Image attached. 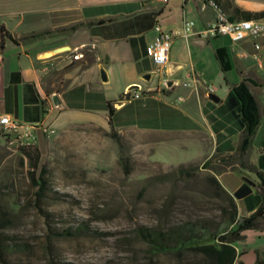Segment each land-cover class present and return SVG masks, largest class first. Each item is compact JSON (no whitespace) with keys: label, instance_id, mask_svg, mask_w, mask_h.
Masks as SVG:
<instances>
[{"label":"crops","instance_id":"obj_1","mask_svg":"<svg viewBox=\"0 0 264 264\" xmlns=\"http://www.w3.org/2000/svg\"><path fill=\"white\" fill-rule=\"evenodd\" d=\"M215 2L220 6L228 2L246 12L264 11V0ZM21 4H32L34 9L19 10ZM214 18L215 11L206 0H0V28L5 33L0 36V116L7 115L20 125H40L45 106L48 111H67L63 98L68 85L65 69L71 56L88 50L92 57L84 68H98L103 60L106 80H99L114 82L118 88L116 102L114 98L104 99L111 102L117 133L144 135L147 160L175 166L235 151L243 124L232 89L246 78L252 81L250 91L261 111L248 160L264 172V38L254 50L250 40L232 42L226 35L210 39L175 37L161 68L164 81H173L171 87L141 85L140 76L155 69L144 53L156 36L155 25L162 32H175L183 21H190L197 33ZM61 46L69 50L48 58L38 56ZM80 59L73 63L81 70L77 64ZM64 60H68L67 65ZM188 77L190 86H181ZM132 85H139V97L122 102L121 95ZM207 88L216 102L208 99ZM51 93H56L61 103L57 109L51 104ZM83 123L95 124L90 118ZM60 124L62 129L74 123ZM37 128L38 140L41 134ZM4 135L14 140V135L1 132L0 145L6 141ZM214 177L229 195L245 184L232 171ZM235 204L238 219L254 211L243 212L238 200Z\"/></svg>","mask_w":264,"mask_h":264},{"label":"rangeland","instance_id":"obj_2","mask_svg":"<svg viewBox=\"0 0 264 264\" xmlns=\"http://www.w3.org/2000/svg\"><path fill=\"white\" fill-rule=\"evenodd\" d=\"M73 62L65 69L67 111L45 106L44 122L30 125L53 131L41 134L35 146L45 171L42 196H36L26 160L10 136L0 145V264H203L191 250L151 248L138 231H160L185 220L220 223L222 201L205 181L210 171L148 161L144 135L117 133L114 112L108 124L111 102L104 99L116 102L119 91L114 82L99 80L106 63L80 70ZM150 73V83L141 85L162 88L165 73ZM86 118L95 124L83 123ZM70 122L61 129L60 123ZM237 175L249 184L244 182L247 192L237 193L236 200L250 212L261 200L254 188L258 181L251 173ZM66 229L72 234L63 235ZM233 247L237 260L252 264L254 250L264 249V232L244 231Z\"/></svg>","mask_w":264,"mask_h":264},{"label":"trees","instance_id":"obj_3","mask_svg":"<svg viewBox=\"0 0 264 264\" xmlns=\"http://www.w3.org/2000/svg\"><path fill=\"white\" fill-rule=\"evenodd\" d=\"M216 5L223 12H228L230 18L234 20H257L264 18V11L257 13L241 11L228 2L223 3L222 6L217 3ZM4 35V31L0 28V36ZM83 51L84 49L82 50L81 59L77 62L81 68L90 63L92 57L91 52L87 55ZM251 84L252 81L242 78L232 89L234 98L240 106L239 115L243 124L235 151L225 156L212 155L210 157H199L176 166L177 169L182 170L184 168L196 169L201 165L210 171V175L205 178V181L211 188L213 196L220 198L222 201L220 223H216L210 227L201 221L185 220L171 224L166 229L160 231L139 230V236L142 241L151 248L159 251L191 250L201 258L203 264H242L237 260L239 255L236 254L233 242L242 239V233L247 230L264 232V172L257 170L248 160L252 138L259 125L261 113L259 104L250 91ZM126 97L127 93H123L120 100ZM106 111L109 124L113 113V108L109 103L106 104ZM4 136L6 137L7 135ZM19 152L22 159L26 160V176L32 187L36 189V196L40 197L46 190V182L43 177L45 171L44 166L40 165L39 162L40 155L35 147L19 148ZM121 162L126 167V160L122 159ZM226 171L238 174L244 172L251 173L258 181V185L255 184L254 188H257L256 191L261 196V200L259 205L247 217L237 218L235 204V195L239 192H247L245 185L240 186L232 195H229L219 186L214 177ZM184 173L187 174L185 171ZM62 234L71 235L72 233L69 229H66ZM253 254L254 260L252 264H264V249L254 250Z\"/></svg>","mask_w":264,"mask_h":264},{"label":"built area","instance_id":"obj_4","mask_svg":"<svg viewBox=\"0 0 264 264\" xmlns=\"http://www.w3.org/2000/svg\"><path fill=\"white\" fill-rule=\"evenodd\" d=\"M161 3H166L167 0H159ZM209 7L215 11L214 20L207 25L200 32L194 33L193 23L190 21H183L179 31L175 32H162L159 26H154L156 33L153 41L148 44L144 53L147 58L151 60L157 73L163 74L161 68L165 65L167 54L169 52L172 41L175 37H182L187 39L189 37H196L200 39H210L221 35H226L232 42L242 41L248 39L252 43L254 50L259 49V41L264 38V20H229L223 10L218 7L215 0H206ZM81 55L71 56L72 60H77ZM192 80L188 77L181 86L188 87ZM132 91H125L127 97L122 102H127L139 97L140 87L136 85ZM211 93L210 88L206 89V94ZM120 102V103H122ZM0 129L6 134L14 135L13 143L17 148H31L35 147L37 139L35 136V128L30 125L18 124L10 119L7 115L0 116ZM40 134L48 136L53 134L52 130L46 128H37ZM20 132L17 133V131Z\"/></svg>","mask_w":264,"mask_h":264},{"label":"water","instance_id":"obj_5","mask_svg":"<svg viewBox=\"0 0 264 264\" xmlns=\"http://www.w3.org/2000/svg\"><path fill=\"white\" fill-rule=\"evenodd\" d=\"M67 50H69V48L67 46H61V47H57L54 49H50V50L41 52L38 54V56L42 57V58H48V57H52V56H55V55H58L61 53H65ZM151 75H152V73H145V74L140 76V80L144 83H148L150 81ZM99 78L102 82H105V80H106L105 74L102 70L99 71ZM172 84H173V81H163L162 82V85L165 89H169ZM136 87H137L136 85H132L131 87H129V89H135ZM207 97L209 100H211L213 102L217 101V98L215 96H213L212 94H209ZM50 101H51L52 106L56 109L61 106V103H60L59 98H58L56 93L50 94ZM119 104H121V103H119ZM243 181L249 184V182H247L246 179H243ZM251 185L253 186V184H251Z\"/></svg>","mask_w":264,"mask_h":264},{"label":"flooded vegetation","instance_id":"obj_6","mask_svg":"<svg viewBox=\"0 0 264 264\" xmlns=\"http://www.w3.org/2000/svg\"><path fill=\"white\" fill-rule=\"evenodd\" d=\"M72 61H74V60H72Z\"/></svg>","mask_w":264,"mask_h":264}]
</instances>
